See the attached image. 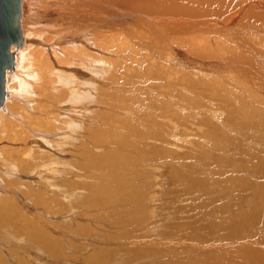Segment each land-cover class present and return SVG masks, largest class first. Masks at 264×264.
Here are the masks:
<instances>
[{"label": "rangeland", "instance_id": "obj_1", "mask_svg": "<svg viewBox=\"0 0 264 264\" xmlns=\"http://www.w3.org/2000/svg\"><path fill=\"white\" fill-rule=\"evenodd\" d=\"M108 1L114 9L130 13L139 12L144 18L156 21L159 24L156 31L150 30L146 37L158 36L157 40L172 45L174 53L134 36L135 46L146 50L142 54L149 55L155 65L148 66L143 63L138 74L139 85L130 86L125 81L119 80L110 90L108 89V96L113 99V106H109L106 127L101 126L103 130L115 132L112 128L120 126L122 115L114 111L118 103L130 105L134 112L146 117H151V113L163 116L166 111L164 104L166 101L174 109L173 101L169 96L175 97L173 94L178 87H189L186 76L190 72L212 77L204 79L205 82L214 80L205 84L210 92L203 93L196 84L193 93L185 91L191 95L190 100L176 94L182 105H189L190 108L195 109L198 107L201 110H173L172 123L175 129L171 127L172 123L167 124L169 128L162 133L161 144L158 143L159 149H154L152 152L145 146L147 141L137 146L139 149L137 153L130 151L131 154H135L132 157L136 163L138 162L137 164L142 166L144 160L145 166L136 165V172L125 168L103 170L104 167L99 171L97 167L91 168L87 165L86 156L92 151L101 154L105 153L104 151L115 150L114 152L121 153L122 150L116 149L118 143L115 145L117 142L115 134L112 135L111 141L103 140L102 142L105 144L106 141V144L101 146L92 144L91 147V140H88L90 145L88 143L87 147H84L86 150H81L75 146L80 135L78 130L77 134L69 132L67 139L65 135H60L65 136V138L61 137V140H59L60 136L54 138L43 131L45 136L38 138L42 145L40 150L42 153L53 154V158L58 159L55 165L45 167L39 174L29 172L24 175L13 167L11 173L10 168L0 170V192L1 189L4 190L0 194L3 196L0 197L7 196L5 193L7 186L10 190L13 189L14 193L11 195H15L10 197L12 202L8 200V196L4 197L5 201H2L4 204L0 202V224L2 223L0 264H98V261L99 264H264V202L260 201L261 207L255 205L263 199L264 154L260 150V153H256L260 146L257 148L254 146L253 137L258 127L264 125L261 123L264 121V97L253 86L240 81L239 75L228 70V66L222 68L225 63L252 73V68L248 67L243 57L248 59L255 57L261 67V62H264V25L260 26L259 20L253 17L258 9V14L264 12V0H213L211 5L218 6L217 9L216 6L206 5V0ZM234 14L236 16L231 21V16ZM144 24L143 20L136 21L135 28H143ZM115 25L124 27L123 25L127 23ZM201 28L206 33H202ZM129 29H131L129 26L125 28V30ZM211 40L219 42L218 46L221 49L211 46L210 52L219 51L224 57V60H218L223 62L221 67L216 66L218 72L214 67H208L213 66L217 60L199 54L196 56L191 52L196 50L198 44L201 47L203 43L211 45ZM227 52L237 56L238 60H231L228 57L225 59ZM253 52L256 54L253 55ZM100 55L104 56L103 53ZM104 57L109 61L114 59L109 53ZM98 66L99 68L102 66V72L104 69L110 70L107 66ZM262 74L264 75V70L261 72L263 78ZM257 76L259 78V75ZM198 80L202 81V79ZM240 83H244L246 87L241 89ZM259 83H262L261 79ZM259 89L264 91L260 86ZM231 91L240 95L238 99L241 97L244 99L245 109L251 112L249 127L240 129L235 127L230 122L231 111L228 105L224 107L217 100L218 98H213L215 94L222 95ZM24 102L28 108L30 106L28 101ZM72 103L77 106L76 102L72 101ZM72 106H70L72 110L70 114L73 115L75 108L72 109ZM85 109L88 111L85 110L83 116L80 114V119L87 123L90 120L96 121L91 117L96 107L92 109L91 106H85ZM21 111L15 114V119L22 122L21 125H26L32 134L39 132L31 129L30 121L24 120L23 114L19 115ZM75 111H78V108ZM26 112L31 114L33 111L26 110ZM197 112L199 114H196ZM34 114L36 113L33 112L31 115ZM186 116L192 119L189 117V120ZM136 127L141 132L148 128H144L143 124ZM84 130L85 135L90 137L88 130ZM61 132L65 133L66 130ZM116 132L121 131L116 130ZM57 139L60 144L56 146L54 142ZM6 141L0 140V157L1 149L13 148L14 145L16 149L19 147V142L13 144L8 139ZM233 143L238 145L234 146ZM148 162L152 168L146 167ZM248 168L250 170L247 172ZM106 176L126 178L121 189L122 193H127L124 200L119 198L117 201L115 198L108 201L92 193L94 185L113 186L114 183L105 180ZM7 182L15 184L11 185ZM3 185L6 187L3 188ZM259 188H261L260 194L257 191ZM130 193L132 196L127 199ZM255 209H259L260 212L252 219ZM217 210L222 213H218ZM36 216L37 220H35ZM21 245L25 247L24 250ZM246 254L249 255L248 259ZM207 257L210 258L209 262L205 259Z\"/></svg>", "mask_w": 264, "mask_h": 264}, {"label": "bare ground", "instance_id": "obj_2", "mask_svg": "<svg viewBox=\"0 0 264 264\" xmlns=\"http://www.w3.org/2000/svg\"><path fill=\"white\" fill-rule=\"evenodd\" d=\"M180 1L185 2V0H180ZM212 1L213 0H206V5L208 6L211 5ZM119 3H123V2H119ZM211 6L215 7L216 5H211ZM217 8L218 6H216L215 9ZM20 10H21V18H20L21 42L18 46L11 47V52L15 54V59H14L15 63H14V68L12 70L7 71L5 74L6 96H5L4 103L2 107L0 108V140L3 139V141H6V139H8L13 144L19 142V147L18 149H16L14 148L15 147L14 145L13 148L8 149V147L3 146L5 148L3 150L1 149L2 156L6 152L8 153L7 155H4V157L2 156L0 157V170L10 168L11 170L10 173H11L13 170L11 168L13 167L15 168L14 170L18 171V173H21L24 175L28 174L29 172H32L34 174L35 173L39 174V172H41L45 167L55 165L58 162V159L53 158V154L50 155V153L47 154V152L42 153V151L40 150V147L42 145H40L41 142L38 140V138H43V136H45L43 135L42 132L43 131L45 133L47 132V134H49L50 136H53L54 138L59 137L60 135H65L67 139V135L69 132H74L77 134L76 131L78 130V133H80L81 137L79 135V139L78 140L75 139V141L77 140L76 141L77 145L75 146H77L81 150L82 149L86 150V148L84 147H87L86 145L89 143L88 140H91L90 141L91 145L89 143L91 147L93 146L92 144H96V145L98 144L101 146L102 144H104L102 142L103 140H106L107 142L111 141V137L113 134H115L116 135L115 137L117 138L116 139L117 142L115 145H117V143L118 145L116 149L122 150L120 151L121 153L117 151L114 152L115 150L114 151L111 150V151H104L105 153H101V154L97 152L95 153L92 151L90 155L86 156L87 159L85 158L86 162L88 163L87 165L91 166V168L97 167L99 171H101L102 167H104L103 170H106V169L107 170L109 169L118 170L119 168H125L126 170H134L136 172L137 171L136 165L137 166H141V165L137 164L138 162L137 163L135 162L134 158L132 157V155L135 156V154H131L130 151H136L137 153V150H139L137 146L147 141L149 143L147 142L145 143L146 145L144 144L146 148L147 147L150 148L152 152L154 151V149H159L158 143L161 144L162 135H163L162 133L168 130L169 126H167V124L172 123L173 113H174L173 110L175 109L185 110V111L201 110V108H198V107L195 109V108H190L189 105L188 106L182 105L179 99L176 97V94L181 95L184 99L190 100L191 95L185 91H189L190 93H193V89L196 88L195 87L196 84H197V87L200 88L203 93L206 91L210 92L209 87L205 86V84H209V82L214 81V80L205 82L204 79L212 78V77L206 76V74L200 75L194 72L192 73L190 72V74L186 76L187 77L186 79L189 83V87L188 88L182 87V86L178 87V89L173 94L175 97L172 98L171 97L172 95L169 96L171 101H173L172 103L174 104V107H175L174 109L170 107L169 102L166 101V103H164L166 111L164 112L163 116L153 115V113H151L152 115L151 117H146V116H142L140 113L134 112L130 105L118 103L115 105L114 111L122 115V117L120 118V126L116 128L114 127L112 128L113 131L115 132L103 130V127L104 126L106 127L105 121H106V117L109 111V106L110 105L113 106V99H111V97L108 96V89L110 90L111 87L114 84H116L119 80L125 81V83L130 86L139 85L138 74L140 73V70L143 67V63L148 64V66L155 65L154 62L152 61V58L149 55L142 54V53H145L146 50L135 46V43H133L134 36H137L138 38H141L146 41H150L151 43L157 44L158 46L162 48L163 47L167 48L169 51L174 53V50H172L173 49L172 45H166L165 42L161 40H157L156 38H159L158 36L152 35L154 36L153 38L146 37L147 33L150 30L156 31V28L159 26V24L153 19L144 18V16L139 12L130 13L125 10L114 9L110 6V3L108 0H22ZM258 12H259V9L257 10V14L255 15V17H253V15H250V16L258 19L259 20L258 23L261 26V25H264V20H263L264 12L260 14H258ZM122 16H126V17L123 18ZM235 16H236L235 14L232 15L230 20L232 21L235 18ZM139 20H143L145 22V24L143 25V28H135L136 21H139ZM123 22L127 23V25H123L124 27H121V26L118 27L115 25V24L123 23ZM127 26H129L131 29L125 30ZM202 30L204 29L201 28V31ZM197 33L195 32V34ZM202 33H206V32L202 31ZM215 42L217 43L216 45L214 44ZM218 45H219V42H217L216 40L214 42L212 41L211 45L209 44L207 45L203 43V46L201 47L198 44L195 47L196 50L194 51L191 50V52L196 54V56L197 54H199V56L209 57L210 59L214 61L217 60V62H214L213 66H208V67H214L216 72H218V70L216 69L217 68L216 66L221 67L223 65V62H220V61L224 60V57L223 55L219 53V51H217V53L216 52L213 53V51L210 52L211 49H209L211 48V46L212 47L214 46V48H217V49L218 48L221 49V47H219ZM225 49H228V48L225 47ZM100 53H103L104 56L106 53L107 54L109 53L114 56L113 57L114 59H111L109 61L107 60V57L100 55ZM228 53L229 52L225 53V59L228 57L231 60H238L237 56L231 53L229 54ZM255 54L256 53L253 52V55ZM243 58L246 59V63L248 64V67L252 68V73L242 71L238 66L234 65L237 68L236 69L235 67L231 65H226L225 63H224V66H222V68L228 66L227 68L228 70L239 75L240 81L248 83L249 86H253L256 90L260 91L264 97V91H261L259 89V86L261 88H264V75L262 74L263 78L261 77V72H263L264 70V62H261V67H260L258 64V60L255 57L253 59L252 58L248 59V57H243ZM185 61H188V60H185ZM98 65L107 66L108 68H110V70L106 71V69H104V72H102V69H101L102 66L99 68ZM98 70H99V73H98ZM91 74H94V76L93 75L91 76ZM252 74H253V77H252ZM257 75H259V78ZM100 79L101 81H99ZM198 79H202V81H199ZM260 79L262 83H259ZM254 82L257 84H255ZM201 83L203 84V86H201ZM214 84L216 85L217 81L214 82ZM239 87H241L242 89V88H245L246 85L244 83H240ZM216 90H217V87L215 91ZM245 93L246 91L243 92V94ZM213 98L215 99L218 98L217 100H219L220 104L221 105L223 104L224 107H227L228 105L231 111L230 122L235 127H238L239 129L249 127V116L251 112H248L245 109L244 99L242 97L241 99H238L240 98V95H237V92L231 91L229 93H224L222 95L215 94ZM26 100L28 101L27 102L28 105H30L28 106V108L26 107L27 106L25 104L26 102H24ZM72 101L76 102L77 106L73 105L74 103H72ZM70 106H72V109L75 108L77 110L78 108V111H75L74 109V114H77V115L70 114L72 111L70 109L71 108ZM85 106L87 107L91 106L92 109L93 107H96V111L92 112L93 114L91 113L92 114L91 117L93 119H96V121L90 120V122L87 123V122H84L82 119H80V117L83 116L82 113H84V111L87 110L85 109ZM26 110L33 111L36 114L32 116L31 114L33 112L30 114V113H27ZM261 110L262 108H260V111ZM20 111L21 113L19 115L23 114L24 120L28 119V122L30 121L29 124L32 125V128L31 127L30 128L35 129L41 133L37 132V133L32 134L31 131H29L28 127H26V125L25 126L21 125L22 122H19L15 119L16 118L14 117L15 114L16 113L18 114V112ZM254 113H255V110H254ZM80 114L82 115L80 116ZM196 114H199V112H197ZM170 116L172 117V119ZM193 116H196V115H193ZM189 117L187 118L186 116L187 119H189ZM163 119L164 121H162ZM23 123L27 124V122H24V121ZM261 123H264V121ZM88 124L90 125L87 126ZM140 124H143L145 126L144 128L146 127L148 128L146 130L144 129L141 132L136 127V125H140ZM101 126L103 127L101 128ZM171 127L175 129L173 123ZM84 129L88 130L90 137L85 135ZM65 130H66L65 133L61 132ZM116 130H120L121 132H116ZM74 133H71V134L74 135ZM2 135L5 136L4 138L6 139H4ZM65 136L63 137L65 138ZM61 137L62 136H60L59 140H61ZM253 137L255 138L254 146H256V148L260 146V149H258L256 153H260L259 152L260 150L262 151V154H264V151H263L264 150V125L258 127V131L256 132V135ZM35 138H37V140ZM59 140L58 139L55 140L54 142L55 145L60 144ZM166 140H167L166 144L168 145V139ZM106 141H105V144H106ZM235 141L236 140H234V142ZM6 142L10 143L8 141ZM69 144H71V142ZM233 145L236 146L238 144L233 143ZM122 152L124 154H122ZM84 161L82 163H84ZM142 161L144 162V160ZM143 162H142V166L144 167L145 165L143 164ZM146 167L152 168L150 162L147 163ZM245 170L246 169H244V171ZM249 170L250 169L248 168L247 172ZM107 179L108 181H111L112 183H114L113 186H106V185H100V184L94 185L93 192L92 191L91 192L95 193V196L97 195L99 196V198L102 197V198L108 199V201L113 200L115 198L117 201L119 200V198L124 200V198H126L127 196V193H122L123 190L121 189H123L122 186L126 178L120 177L117 179L115 176L114 177L106 176L105 180ZM7 184L14 185L15 183L7 182ZM3 186H4L3 188L6 187L5 185ZM116 186H119V187H116ZM5 189L7 190V191L5 190V193L7 194L9 198L8 200L12 199L10 197L15 196L14 194L13 196L11 195L12 193H14L13 189L10 190L9 186H7ZM3 191L1 189V192ZM257 191L260 194L261 188L257 189ZM0 196H3V194ZM7 196L5 195L4 197H7ZM131 196L132 194L130 193L127 199H129ZM4 197H0L1 198L0 202L5 201ZM260 201L264 202V191H263V199L256 202L255 205H257L258 207H261ZM39 204L40 202L38 203V205ZM261 204L263 205V203ZM220 210H222V207H220ZM220 212L222 213V211ZM259 212H260L259 209H255V215H252L251 218L253 219V217H256V215ZM11 213H12V210H11ZM35 220H37V216ZM242 221H244V219H242ZM40 227L42 226L40 225ZM33 229L32 231H35ZM17 236H15L14 238L16 239ZM22 245H21L22 249L25 248ZM19 250H20V247H19ZM214 256H213V259H214ZM248 256L249 255H247L246 258ZM190 257L192 258L191 255ZM209 257H212V255H209ZM205 259H208V257ZM209 259H208V262H209ZM226 259L227 258L225 257L224 260L226 261ZM219 260L221 261V259ZM215 262H217L216 259H215ZM98 264H99V261H98Z\"/></svg>", "mask_w": 264, "mask_h": 264}, {"label": "water", "instance_id": "obj_3", "mask_svg": "<svg viewBox=\"0 0 264 264\" xmlns=\"http://www.w3.org/2000/svg\"><path fill=\"white\" fill-rule=\"evenodd\" d=\"M22 0H0V108L2 107L5 91V74L14 68L15 54L12 46L21 42L20 18Z\"/></svg>", "mask_w": 264, "mask_h": 264}]
</instances>
